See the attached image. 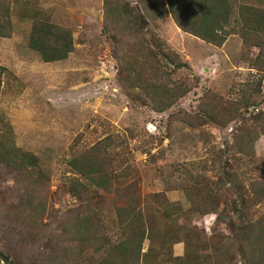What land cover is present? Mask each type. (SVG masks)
I'll use <instances>...</instances> for the list:
<instances>
[{
    "label": "trees",
    "instance_id": "obj_1",
    "mask_svg": "<svg viewBox=\"0 0 264 264\" xmlns=\"http://www.w3.org/2000/svg\"><path fill=\"white\" fill-rule=\"evenodd\" d=\"M167 16L182 31L215 46L238 32L244 44L257 48L254 64L264 70V7L259 4L249 0H103V29L112 36L122 27L134 38L126 42L131 53L143 57L138 65L134 54L118 55L119 73L128 88L142 93L156 112L167 110L189 90L187 83L167 74L170 68L186 64L147 30L151 21ZM11 34V0H0V37ZM27 47L42 61L54 62L69 56L74 40L69 28L35 18ZM7 73L0 65V89ZM242 102L246 109L256 105L248 97ZM216 110L215 104L204 102L189 124L213 122ZM250 120L252 130L237 140L238 151L246 154L264 134V111L253 109ZM76 145L66 161L70 175L60 185L73 205L49 214L51 185L39 158L0 134V167L15 186L11 199L0 192V253L11 264H264V211H255L264 200V176L247 185L238 184L239 179L226 170L216 183L197 179L185 187L189 206L181 210L163 192L142 195L138 170L114 152L116 144L110 136L87 148ZM211 213L214 223L228 234L214 228L203 237L193 223H179L192 214ZM178 241L183 242V252L175 256L171 246Z\"/></svg>",
    "mask_w": 264,
    "mask_h": 264
},
{
    "label": "rangeland",
    "instance_id": "obj_2",
    "mask_svg": "<svg viewBox=\"0 0 264 264\" xmlns=\"http://www.w3.org/2000/svg\"><path fill=\"white\" fill-rule=\"evenodd\" d=\"M249 1L264 7V0ZM35 18L71 30L74 50L66 59L44 62L27 47ZM11 22V36L0 37V65L9 70L0 89V134L39 158L51 185L49 214L73 205L60 188L70 175L71 146L87 148L107 135L116 144L114 152L138 170L142 195L163 192L181 210L189 206L185 187L197 179L216 183L226 170L247 185L264 176V134L251 153L237 149L239 137L252 128V110L264 111V70L254 64L258 50L244 44L238 32L215 46L182 31L170 16L151 21L147 30L186 64L167 74L189 86L170 108L156 112L119 73L118 55L134 54L138 65L143 57L131 53L126 42L134 38L122 27L112 32L114 38L103 29V0H11ZM243 97L256 105L246 109ZM207 101L216 105V119L191 126ZM14 188L11 175L0 167V192L11 199ZM255 211H264V200ZM214 219L212 213L192 214L179 223H193L203 237L214 228L228 234ZM182 252V241L172 244V255Z\"/></svg>",
    "mask_w": 264,
    "mask_h": 264
},
{
    "label": "water",
    "instance_id": "obj_3",
    "mask_svg": "<svg viewBox=\"0 0 264 264\" xmlns=\"http://www.w3.org/2000/svg\"><path fill=\"white\" fill-rule=\"evenodd\" d=\"M0 261L3 264H11L10 260L8 258H6L2 253H0Z\"/></svg>",
    "mask_w": 264,
    "mask_h": 264
},
{
    "label": "built area",
    "instance_id": "obj_4",
    "mask_svg": "<svg viewBox=\"0 0 264 264\" xmlns=\"http://www.w3.org/2000/svg\"><path fill=\"white\" fill-rule=\"evenodd\" d=\"M262 84H263V86H264V78H263V80H262Z\"/></svg>",
    "mask_w": 264,
    "mask_h": 264
}]
</instances>
